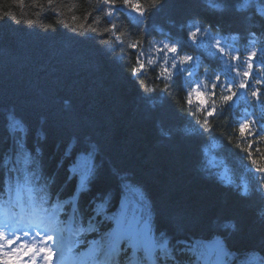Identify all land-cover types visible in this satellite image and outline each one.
Instances as JSON below:
<instances>
[{"label": "trees", "instance_id": "1", "mask_svg": "<svg viewBox=\"0 0 264 264\" xmlns=\"http://www.w3.org/2000/svg\"><path fill=\"white\" fill-rule=\"evenodd\" d=\"M133 2L142 15L123 0H0V264L17 235L2 207L18 183L36 220L57 205L56 226L70 231L75 253L98 255L127 198L166 240L160 264H201L213 236L230 251L225 264L264 261V130L239 133L258 110L251 82L264 72V0ZM196 79L209 93L203 110L188 102ZM128 251L120 244L115 264H129Z\"/></svg>", "mask_w": 264, "mask_h": 264}, {"label": "snow or ice", "instance_id": "2", "mask_svg": "<svg viewBox=\"0 0 264 264\" xmlns=\"http://www.w3.org/2000/svg\"><path fill=\"white\" fill-rule=\"evenodd\" d=\"M22 2V0H21ZM104 4L111 6H114L117 3V0H103ZM123 3L125 5H131L132 10L136 11L138 14H143V9L141 8L140 4L138 2H133V0H123ZM111 14V12L109 13ZM29 23H31V21H29ZM113 28L115 27V25L112 26ZM192 38L195 39L196 33H192ZM130 47L132 48H136L138 47L137 44H132L130 45ZM168 51L171 53H175L177 51V47L176 45H171V46H166ZM221 51H223V49H221ZM256 56V53L253 52L249 55V60H253ZM182 63L188 62L191 60V57L189 56H183L180 58ZM175 67V64L172 65V68ZM145 68V64L143 61H139L138 65L133 67V71L134 72H141L143 69ZM247 69L246 71L243 72V76L245 78H248L251 76V72L253 69V64L252 63H248L247 64ZM167 74L168 77H171L172 72L169 70V68L165 67L162 72H161V76H165ZM217 82L219 83L220 77L217 76ZM259 82V81H258ZM141 83H143V81H141ZM164 87H167V85L165 84ZM240 88H244L246 87V84L241 83L239 85ZM215 88H216V84L212 85V96H215ZM228 90L231 94L229 95H224L222 97V99L225 102H230L232 101L235 93L232 92V85L229 84L228 85ZM251 95L253 97L258 98L259 97V91H253L251 93ZM193 99H195V101L201 105V108L203 110L204 107L209 105V93H206L204 91H201L199 89V86H197L196 88L193 89L192 92L189 93V97H188V102L192 103ZM215 108H211L207 115L209 117H211L212 115H214L215 113ZM251 126H252V122L250 120H245L243 121L240 125H239V133L241 136H247L250 132H251ZM261 139H264V137H261ZM249 150H251V144L249 145ZM262 171H264V168L261 169ZM3 236V233H0V237ZM53 238L48 236L46 237L44 243L45 245L50 242ZM20 240L19 237H16V239H10L7 238V247H8V251L3 252V264H37L38 259H43L44 264H52V260H53V251L51 248H48L47 246H37V245H29V244H21L19 248H16L15 245L16 243H18ZM5 245L0 244V248H4ZM27 257V260H24L23 258Z\"/></svg>", "mask_w": 264, "mask_h": 264}, {"label": "bare ground", "instance_id": "3", "mask_svg": "<svg viewBox=\"0 0 264 264\" xmlns=\"http://www.w3.org/2000/svg\"><path fill=\"white\" fill-rule=\"evenodd\" d=\"M71 199H75L74 195H71L70 200ZM131 203H132L131 200L129 199V201H128L127 198H125L124 200H121V204L118 207V213L125 212L128 209V207L130 206ZM10 210H14V209H10ZM13 212H15V211H13ZM250 255H252V254H250ZM202 257H203V254H202Z\"/></svg>", "mask_w": 264, "mask_h": 264}, {"label": "rangeland", "instance_id": "4", "mask_svg": "<svg viewBox=\"0 0 264 264\" xmlns=\"http://www.w3.org/2000/svg\"><path fill=\"white\" fill-rule=\"evenodd\" d=\"M17 196H18V194H17ZM58 241H56V243H58V242H60V240H59V238H56ZM57 245V244H56Z\"/></svg>", "mask_w": 264, "mask_h": 264}]
</instances>
